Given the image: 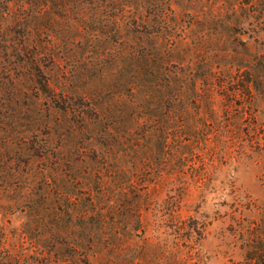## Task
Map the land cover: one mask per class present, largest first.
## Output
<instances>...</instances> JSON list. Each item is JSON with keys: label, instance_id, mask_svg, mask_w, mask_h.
I'll return each instance as SVG.
<instances>
[{"label": "rangeland", "instance_id": "obj_1", "mask_svg": "<svg viewBox=\"0 0 264 264\" xmlns=\"http://www.w3.org/2000/svg\"><path fill=\"white\" fill-rule=\"evenodd\" d=\"M108 1L0 0V264H80L75 253L63 255L66 245L58 240L78 233L76 213L88 208L80 190L96 191L93 176L73 170V217L58 183L49 201L64 204L66 214L45 208L42 181L56 176L44 166L42 148L65 152L73 144L72 136L60 135V112L46 93L56 98L68 84L72 95L98 93L103 104L114 84L112 100H123L128 12L121 0H110L111 13ZM147 6L149 18L164 26L144 37L147 47L164 44L170 60L189 65L172 85L187 103L196 98L198 108L188 103L185 139L167 144L173 155L149 185L152 201L141 226L131 233L101 230L112 245L99 243L89 260L264 264L247 259L264 250V0H147ZM127 178L107 177L99 204L125 205Z\"/></svg>", "mask_w": 264, "mask_h": 264}, {"label": "trees", "instance_id": "obj_2", "mask_svg": "<svg viewBox=\"0 0 264 264\" xmlns=\"http://www.w3.org/2000/svg\"><path fill=\"white\" fill-rule=\"evenodd\" d=\"M78 2L83 4L87 0ZM130 4L132 10L127 9ZM107 6L111 13L116 10L110 0ZM122 6L127 7L125 10L128 12L122 42L126 74L123 100L119 104L112 100L114 84L107 90V101L103 104L102 101L98 102V98H94L98 93L81 92L79 95H72L68 84L61 85L56 98L52 96L53 93H46L60 112V135L63 139L72 136L73 144L65 152L53 151L48 144L43 146L42 156L46 161L44 166L56 178H63L57 181L52 174H48L42 181L46 187L42 199L49 201L51 190L59 184L66 192L63 194L59 191V197L66 202V207L71 205L72 212L68 217H73V170L93 176L96 191L95 195H91V186L80 190V193L87 194L88 208H80L76 213L78 233L70 242L64 235L58 240L60 244L66 245L63 255L75 253L80 264H92L89 255H97L99 243L102 247L111 244L100 236L101 233L98 232L101 230L108 228L115 234L122 231L131 233L141 226L142 215L152 201L149 185L161 177L173 155L167 144L173 137L185 139L182 128L187 118L188 103L196 104L198 108L196 98L187 103L181 87L174 88L172 85L188 70L189 65L170 60L168 46L164 44H159L155 50L147 47L144 37L156 35L164 28L159 25L160 21L149 18L152 9L147 6V0H121L120 7ZM81 9L84 12V8ZM112 16L109 14L110 18ZM148 20L152 23L149 24ZM83 23L84 20H80L79 25L82 26ZM262 57L264 59V54ZM65 75L66 72L62 71L60 76ZM44 89L50 91L48 81ZM173 123H177L176 128ZM174 129L177 130L173 132ZM127 174L131 199L125 205L116 203L105 209L99 204V199L105 196L107 177H124ZM103 176L106 177L104 180ZM75 180L79 183L78 178ZM134 182L136 186L132 184ZM45 205L50 211L58 209V214L67 212L62 207L64 204L54 207L49 201ZM107 213L110 215L107 216ZM261 233L256 235L258 241H261ZM67 245L70 250H67ZM253 251V254H247L249 262L264 258L262 247Z\"/></svg>", "mask_w": 264, "mask_h": 264}]
</instances>
